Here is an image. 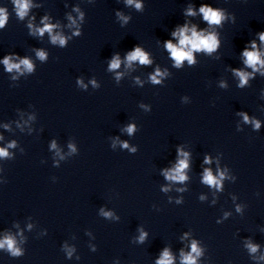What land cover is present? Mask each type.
Returning a JSON list of instances; mask_svg holds the SVG:
<instances>
[{
	"label": "clouds",
	"instance_id": "9594fccd",
	"mask_svg": "<svg viewBox=\"0 0 264 264\" xmlns=\"http://www.w3.org/2000/svg\"><path fill=\"white\" fill-rule=\"evenodd\" d=\"M16 3H17V8H18V15L21 18H23L29 7V4L27 0H16ZM128 3L130 4L133 3V0H128ZM136 7L140 8V5L136 4ZM200 11L201 13H203L204 19L209 24H220L222 20V14L219 11L213 10L209 8L208 6H202L200 8ZM189 14H193L191 12V9H189ZM6 20H7V16L4 13V10L0 9V27H3ZM52 27H53L52 25L45 24V27L38 29V31L41 35H43L45 31H48L49 33H51ZM188 31H189L188 28L184 27V28H181L178 33L176 32L173 33V36H176V35L179 36L180 47L173 45L171 41H168L166 43V47L170 51L171 57L175 60L176 66H180L185 59H187L190 64L193 63L194 62L193 56H192L193 51H199L201 49H204L208 52H212L217 47V40L215 36L208 35L207 37H204L202 34H198L195 28L191 30V35L186 34ZM260 39L261 41H264V33L260 34ZM57 41L61 45L65 44V39L62 36H59V35L52 36V42L56 43ZM252 46L253 48L256 47L254 42ZM186 48H188V50H185ZM37 55L42 60L45 58V53L42 51L38 52ZM243 55L246 57L245 64L248 65L249 67H252L254 71L257 70L256 69L257 64H261L262 66H264V61L260 60V54L258 52L256 51L250 52V51L245 50L243 52ZM127 59L129 62L139 60L141 64L150 63L147 55L144 52H142L140 48H136L133 52H131L128 55ZM3 63L5 64L6 70L8 72L13 71V69L17 71H21V65H23L24 69H26L29 72L33 70V65L28 59H23L20 61V63H12L10 62V57H6ZM119 66H120L119 57L113 58L110 64V68L116 69V68H119ZM160 75L161 73L159 72V70H157L156 74L152 76L153 82L159 83V80H157V76H160ZM236 75L240 77L241 85H244L247 83V80L250 74L245 73L243 71H236ZM245 120L246 121L248 120L247 116H245ZM255 126L259 128L258 123H256ZM127 130L129 133H131L133 131V127L129 126ZM11 146L13 145H10V147ZM124 146L127 147V145H124ZM53 147H55V144H53ZM7 155H8V152L5 149L0 148V157L7 156ZM184 155L187 156V153H185ZM187 167H188V163L186 159L179 161V164L173 170V173L166 174L167 178L172 179V180H179V181L185 180L186 177L183 174V171ZM221 177H223V173H221ZM204 183L208 185H216L217 187H219L220 181L216 179V177L213 176L210 170L206 169L205 175H204ZM141 239H143V235L141 236ZM5 246H7V249L10 251V253L13 256L21 255L20 250L15 247V241L13 238L6 237L3 241H0V248H4ZM248 247L252 253H255L257 251V246L255 245H249ZM192 253H195L197 256L200 255V250L197 248L195 242H193L192 244ZM69 255H71L70 252H69ZM157 264H172V257L167 249H165V251L163 252L162 258L157 261ZM182 264H196L195 257L191 254L184 255L182 253Z\"/></svg>",
	"mask_w": 264,
	"mask_h": 264
}]
</instances>
